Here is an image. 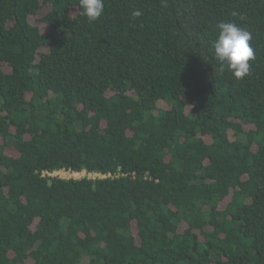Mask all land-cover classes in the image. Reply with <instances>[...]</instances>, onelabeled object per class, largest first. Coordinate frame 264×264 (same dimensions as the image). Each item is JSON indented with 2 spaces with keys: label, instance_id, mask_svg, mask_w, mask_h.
Segmentation results:
<instances>
[{
  "label": "trees",
  "instance_id": "1",
  "mask_svg": "<svg viewBox=\"0 0 264 264\" xmlns=\"http://www.w3.org/2000/svg\"><path fill=\"white\" fill-rule=\"evenodd\" d=\"M81 12L0 0V264H264V0Z\"/></svg>",
  "mask_w": 264,
  "mask_h": 264
},
{
  "label": "clouds",
  "instance_id": "2",
  "mask_svg": "<svg viewBox=\"0 0 264 264\" xmlns=\"http://www.w3.org/2000/svg\"><path fill=\"white\" fill-rule=\"evenodd\" d=\"M79 5L81 15L90 22L96 21L104 12V0H79ZM140 15V10L133 12V16ZM218 28L213 48L216 58L221 62V71L226 64L235 78L242 79L249 73V61L254 58L252 33L235 22H221Z\"/></svg>",
  "mask_w": 264,
  "mask_h": 264
},
{
  "label": "rangeland",
  "instance_id": "3",
  "mask_svg": "<svg viewBox=\"0 0 264 264\" xmlns=\"http://www.w3.org/2000/svg\"><path fill=\"white\" fill-rule=\"evenodd\" d=\"M54 175H59L61 177H64V178H82L84 176L87 175L86 172H81V173H75V172H69V171H59V172H56ZM92 176V175H90Z\"/></svg>",
  "mask_w": 264,
  "mask_h": 264
},
{
  "label": "built area",
  "instance_id": "4",
  "mask_svg": "<svg viewBox=\"0 0 264 264\" xmlns=\"http://www.w3.org/2000/svg\"><path fill=\"white\" fill-rule=\"evenodd\" d=\"M93 176H96V174H93Z\"/></svg>",
  "mask_w": 264,
  "mask_h": 264
}]
</instances>
